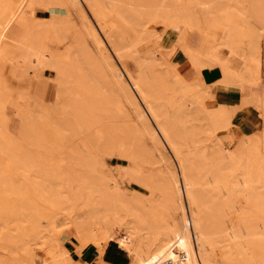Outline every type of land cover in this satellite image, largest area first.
Segmentation results:
<instances>
[{"label": "bare ground", "instance_id": "bare-ground-1", "mask_svg": "<svg viewBox=\"0 0 264 264\" xmlns=\"http://www.w3.org/2000/svg\"><path fill=\"white\" fill-rule=\"evenodd\" d=\"M36 1L0 0V59L19 71L49 67L55 74L62 170L60 178L54 177L61 185L45 183L47 171L39 161L29 165L34 160L29 151L30 160L6 151L9 157L15 156L12 161L16 158L22 165L17 170L27 165L36 173H30V180L21 174L31 186L24 189L22 184L19 189L18 180L19 194L25 191L41 201L32 200L22 207L15 202L26 197L29 202V196L16 199L13 195L18 205L14 215L28 207L27 222L26 217L21 218L26 223H17L12 236H18L13 239L23 256L35 264L72 263L70 251L50 228L53 216L59 214L61 224L73 228L82 263L87 250L98 256L104 243L114 240L127 252L129 264H264L262 46L260 50L264 0H251L246 10L239 7L235 11L225 10L222 0H218L220 4L216 0H44L62 12H54L51 29L40 36L36 27L32 33L33 24L28 23ZM81 2L96 18V26L84 14ZM248 16L239 26L235 17ZM250 17L262 28L261 34L251 26ZM158 20L183 32L176 36L181 51L176 61L167 62L146 41L141 44L152 36L146 23ZM214 25L223 29L219 39L208 33ZM243 38L247 52L234 68L228 59L239 57L235 50ZM221 47L228 50L225 57ZM183 66L201 70L200 80L185 79L180 70ZM205 68L217 72L215 79L202 78ZM258 84V89L246 95L233 99L228 94L229 100L226 98L232 88L237 92ZM189 91L194 95L186 96ZM2 97L1 104L7 100ZM250 104L259 105L254 121L259 132L246 136L235 148L229 146V138L225 145L213 143L214 131L246 112ZM15 107L10 101L7 108L15 111ZM24 124L22 130L30 127L28 120ZM31 132L27 137L32 143L38 135ZM38 141L40 138L33 144L42 149L43 143ZM87 143L92 144L93 152L87 150ZM113 153L130 165L125 188L104 169L106 156ZM147 163L161 167L154 171ZM12 174L8 176L12 178ZM5 179L0 184L9 185ZM12 181L8 188L15 186ZM17 187L10 188L12 194ZM8 247L14 251L13 245ZM13 257L19 258L17 254ZM99 260L97 257L95 262Z\"/></svg>", "mask_w": 264, "mask_h": 264}, {"label": "rangeland", "instance_id": "rangeland-1", "mask_svg": "<svg viewBox=\"0 0 264 264\" xmlns=\"http://www.w3.org/2000/svg\"><path fill=\"white\" fill-rule=\"evenodd\" d=\"M39 1L40 0H37L33 5L34 6L33 7L34 12L32 11L33 15H32V12H31L30 16L28 15V19H29L28 23L33 24L32 33H34L36 28L38 29V31L36 30L37 36H40V35H42V33H44V31L46 32V31H49L51 29V19H52V17H54V15H53L54 12H62V10H60V9H59V11H56L55 9H53L54 8L53 5H51L50 3L49 4L46 3L44 0L40 1V2ZM216 1L218 2V0H216ZM219 1H221V0H219ZM223 1L225 2L224 4H226L225 10H230V11H232V10L235 11V8L238 9L239 7H240L239 8L240 10H242V9L246 10L248 8V6L251 5V0L250 1L249 0H222V5H223ZM82 3L83 2H81L80 4H81L83 12L85 11L84 14L88 17L89 21L91 23L93 22V24H95V26H96V23H95L96 18L94 17V15L90 14L89 7L87 6V4L86 3L82 4ZM227 6H228V8L226 9ZM73 14H75V12ZM251 18L252 17H250V20H249L251 26L254 28V30L256 29L255 31L260 30L258 33L261 34L263 31L262 28L257 27L258 25L256 26L255 25L256 22ZM235 19L238 22L239 26H243V24L245 23L244 20H248L249 16H248V18H244V19L235 17ZM146 20H147V18H146ZM148 20H150V19H148ZM156 21H157V19H156ZM149 22L146 23L145 29L148 32L152 33V36L149 37V39H147V40H143L141 42V44L144 45V42L146 41V43L148 44L149 47H157V48H155L156 49L155 53L157 55L162 53L163 56L166 58L165 60L167 62H169V61L172 62V61L178 60L181 56V51H180L179 46L176 43V36L180 33H183V32L179 31V30H175L172 27H170V25H166L164 22L159 21V20H158V23L154 22V21L153 22L149 21ZM222 30L223 29L219 25H214L213 27H211V30L208 33L214 34V39H219L220 34H221L220 32H222ZM163 31H166V32H163ZM39 32L41 34H39ZM198 39H196L195 41H197ZM261 39L262 40H260V43H261L260 44V50H261V46H262L261 54L264 57V36H262ZM245 40L246 39L243 38V41L240 43L241 46L239 47V49L235 50V51H237L236 54H238L239 57L236 58L234 56H230L228 59L230 61L231 66H233L234 68L239 67L238 60L240 58H242L243 54L245 55V53L247 52L246 46H245L247 44H246ZM147 41H149V42H147ZM47 44L49 47L52 48V45H51L52 41L50 43V41L48 40ZM221 50H222L221 56L225 57L228 54L227 48L221 47ZM170 52H173V54H170ZM127 60L129 63L131 62L130 59H127ZM131 67H133L132 64H131ZM27 69L24 70L25 72L19 71L17 69V67H14L13 64H11V63L9 64L8 62H5L4 60L0 59V82H2L1 84H2L3 88L7 90V93H6L4 91V89L2 90L0 88L1 93L5 94V95L3 94L4 97L0 96V97H2V100H3V98L4 99L7 98V100H3L4 102H6L5 104H4V102H3V104L0 103L1 104L0 107H2V109L0 108V110H1L0 115L2 116V117L0 116V170H1L0 172H2L5 175L4 176V175L0 174L1 177H3L0 180H3L6 178V179H8L7 182H10L9 183V185H10L11 181H12L11 179H13L12 183L15 182L14 183L15 186L13 184L11 186L15 187V188L17 187L16 182H18V180H19V182L17 184V185L21 184L20 187L18 186L19 189H21L22 184H23V186H25L24 189H29V187L31 186L29 180L32 177L31 175H33V173H34L32 171V168L28 169L29 167H27V165H26L28 162H26L24 160L26 164L25 163H23V164H25L26 166H23V169L26 172L23 169H22L23 171L22 170L19 171L22 168V165L20 167L18 161H15L16 158H15V160L12 161L13 156L9 157V154H7L8 151H11L12 155H14V153H15L16 156L18 153V154H20V157L22 156V160H23L25 158V157L23 158V156H27V155L29 156V153H28V151H29L30 153H32V155L30 154L31 156H29V157L30 158L32 157L31 159L34 158V160H31L29 162V165L30 164L34 165V163H36V162L38 163V161H39L40 163H42V165H41L42 168H44L45 171H47L45 183L48 182L49 184H52V182H53L52 185H54L55 183H58L59 185H61L59 180H57V181L55 180L56 176H59V178H60V171L62 170V169H60V168H62V160H61L62 157L59 156L60 154H59V150H58L55 83L53 80L54 75H55L54 69L49 68V67H45V68L39 69V70H37L35 68V71L33 70L34 68H30L28 70ZM180 70H181V73L183 74L184 78L187 79L188 81L200 80V78H201V70H199V69H196V68L193 69V68H189V66H187V67L183 66L182 69H180ZM204 70L207 72V73L206 72L202 73V78L204 80L212 81L213 79H215L214 77H216L217 72L214 69L205 68ZM36 71H38L39 74H37ZM211 71H213L214 73ZM209 72H211V74ZM261 72H262V77H264V66L262 67ZM208 73L211 76L207 75ZM204 75L205 76L207 75L209 78L207 76L205 77ZM235 91H236V89H234V88L231 89L232 93H235ZM6 95H8V96H6ZM192 95H194V94H192L189 91L188 95H186V96L191 97ZM10 101L14 104V106H16L15 111L11 110V109L9 110L7 108L8 106H10ZM37 102H39V103H37ZM40 102H41V104H40ZM258 107H259L258 104H250L247 106L246 112L234 116V118L230 121L229 124L220 125V127H218L213 133V138H214L213 143L220 142V143H223L225 145V141L226 140L228 141L227 138H229L230 139L229 146L232 148H235L236 146H239V143L241 144V142H243L247 139L246 136L249 137L250 134H254V133L259 132V129H261V128H259V126L256 125V123L254 122L257 118ZM241 118H245L246 120L241 121ZM40 119H42V121ZM27 120L29 123L28 126H30V127L27 126L28 128H24V130H22L23 127L26 125L24 123H27ZM3 122H4V124H3ZM20 122L23 126L20 124ZM52 124H53V126H52ZM32 130H33V132H31ZM28 131L31 132V134L36 132L35 135H38V137L36 139L38 140V138H40L41 143H43L42 149L39 148V147H41L40 145L33 144L37 140H35L31 143V139H30V142H29V137H27ZM3 133L4 134L8 133V134L4 135ZM33 138L34 137H32V140H34ZM40 141H38V144H40L39 143ZM145 142L147 143V145L150 144V141L148 139H146ZM19 143H20V145H19ZM32 144L34 146H32ZM86 145H87L86 146L87 150H90L93 152L94 149H93L92 144L87 143ZM37 146H38V148H37ZM14 150H15V152H14ZM33 151L35 152V154L33 153ZM165 151H166L168 156L171 155V152L168 150V148ZM28 156H27V158H29ZM18 157H19V155H18ZM7 158H10V159H7ZM30 158H29V160H30ZM39 158L42 162L39 160ZM10 160L12 161V163H10L11 162ZM18 160L21 161L20 159H18ZM170 161H172L171 156H170ZM104 164L106 166V168H104V169L108 172V174L109 173L111 174L112 179L114 178V180L116 182H118L122 188H125V183H126L125 182V180H126L125 175H126L128 168L130 167L128 161L122 157H119L116 153H113V155H111V156H108V155L106 156V160L104 161ZM14 165H15V168H14ZM145 165L147 167L154 168V171L156 169H158L159 167H161V165L157 164V163L154 165L147 163ZM16 167L19 170H17ZM38 169H41L40 166L38 167ZM18 171H19V173H15ZM23 172H24V174H23ZM11 173H13L12 178H10ZM30 173H32V174L30 175ZM6 174H7V176H6ZM21 174H23L25 179L27 178V175H28V179L29 178L30 179L27 180L28 181L27 183ZM34 174H36V173H34ZM53 174H55V175H53ZM29 176H31V177H29ZM35 177L38 179L37 176H35ZM6 179H5V181H6ZM38 181H39V179H38ZM1 182H3L4 184L6 183L4 181H1ZM3 183L0 184V201H1V199L4 200V201L0 202V208H1L0 209V248H1L0 249V260L2 261L1 264H4L6 260H7L6 264L7 263L9 264L10 260H11L10 264H35L33 259L30 261L26 256H23V253L20 252V249L18 250V248L16 247V246H18V244L16 243L17 241L14 239H17L16 237H18V236H15V238L12 237L16 234V230H15V232L13 231L14 226L17 223L18 224H20V223L25 224L27 222L28 215L26 214L27 213L26 210H28V207L26 208V210H25V208H22L25 211V212L22 211V213H21L22 216L20 214V215H17L18 216L17 217L16 215L13 214V212H14L15 205L16 206L24 205V207H25L30 202L32 203V200H34L33 202H36V203H41V201H39L40 199L36 198V197L31 198L30 194L27 193L28 194L27 195L24 193L25 191H22L23 193L19 194V193H21V190H19L18 187H17V190L15 188H13L15 191H13V189H12V191H13V194H12L11 189H10L12 187L8 188L9 187L8 183L5 184V187H4V186H2ZM3 187H4V189H3ZM14 192L18 193V194L15 195ZM13 195H14V197L16 196L19 198H22V197L24 198L26 196H29L31 201L28 199L29 202H27V200H26L27 197H26L25 199H22V200H26V202L24 201L20 204V202L22 200L20 199L21 200L20 201L15 197L17 199V202H15L16 199L13 198ZM14 202L17 203L18 205L15 204ZM27 206H29V205H27ZM19 209H21V207H19ZM54 216H53V218H55V219L53 220V222L51 224L52 226L50 228H52V227L54 228L53 231L55 232V234H52L53 231L51 234L58 241H60L64 246H66L68 251H70V254L72 257L71 258L72 259L71 264H81L82 263L81 259L78 256L79 246L75 245L77 241H76L75 236L73 234L72 226L66 225V227H67L66 228L65 224L64 225L61 224V220H63V219H61L60 215L56 214ZM10 217H11V219H10ZM24 217H26L25 218L26 222H25V220H22ZM18 218H20V219L22 218L21 221H19L20 219H18ZM7 219H8V222H7ZM6 222H7V227H6V225H4V223L6 224ZM13 222H15V224ZM42 222H43L42 225L46 224L45 223L46 221H44V219L42 220ZM10 224H11V227H10ZM59 224H60V226H59ZM57 225H58V227L56 228ZM3 226H4V229L7 228L5 231L2 230ZM61 226H62V228H61ZM10 228L12 229L13 232H11ZM8 229H9V231H8ZM7 231H8V233H7ZM5 232H6V234H4ZM2 233L4 235H2ZM3 237H5V238H3ZM8 238H9V240H8ZM4 239H6V241ZM11 239H13L14 241H12ZM2 241H4V243ZM8 245L11 247L13 245L14 251L10 247H8ZM9 248L11 251L9 250ZM13 254L14 255L17 254V256H19V258L18 257L14 258ZM11 255H12V257H11ZM82 264H84V263H82Z\"/></svg>", "mask_w": 264, "mask_h": 264}, {"label": "crops", "instance_id": "crops-1", "mask_svg": "<svg viewBox=\"0 0 264 264\" xmlns=\"http://www.w3.org/2000/svg\"><path fill=\"white\" fill-rule=\"evenodd\" d=\"M213 87L215 88L214 90H216V85H214ZM258 88H259V85L249 87V88L248 86H246L245 88H239L238 91L235 93H232L231 91H229L226 93V98L229 100L230 95L233 96V99L236 97L238 98V97H241L242 95H246V93L251 91L252 89H258ZM243 120H246V119L241 118V121ZM101 250L102 251L99 253L98 256L96 252L93 251L92 249L87 250L83 258L84 264H129V256L127 252L124 249H122L116 241L111 240V241L105 242ZM97 257L100 259L99 262H95Z\"/></svg>", "mask_w": 264, "mask_h": 264}, {"label": "built area", "instance_id": "built-area-1", "mask_svg": "<svg viewBox=\"0 0 264 264\" xmlns=\"http://www.w3.org/2000/svg\"><path fill=\"white\" fill-rule=\"evenodd\" d=\"M164 264H175V263H173L171 261H166V262H164Z\"/></svg>", "mask_w": 264, "mask_h": 264}]
</instances>
